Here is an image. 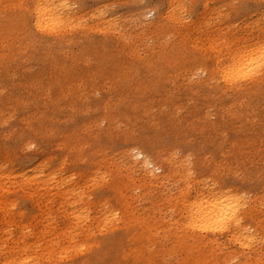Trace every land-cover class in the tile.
Returning <instances> with one entry per match:
<instances>
[{
	"label": "bare ground",
	"instance_id": "bare-ground-1",
	"mask_svg": "<svg viewBox=\"0 0 264 264\" xmlns=\"http://www.w3.org/2000/svg\"><path fill=\"white\" fill-rule=\"evenodd\" d=\"M77 6L72 0H0V142L9 134L14 156L29 150L36 136L31 127H20L18 117L47 112L52 126L44 130L56 133L63 150L55 167H45L44 160L32 170L31 181L50 185L59 204L70 207L61 216L62 235L43 227L47 256L38 255V236L34 245L5 242L2 264H118L121 256L114 252L93 255L91 240L94 231L120 230L116 245L134 249L133 237L140 240L148 228L150 234L152 225L144 228L141 216L128 213L131 200L139 206L148 201L145 220L163 228L164 240L188 248L193 264H264V28L253 27L229 43H186L190 73L179 83V71L166 67L174 53L128 69L122 46L129 36L98 30L107 23L102 15L88 25ZM94 30L103 32L96 40L100 48ZM65 47L81 51L65 54ZM87 125L92 132H86L85 145L97 151L121 146L125 173L110 178L103 156L95 153L86 172L70 174L71 138ZM2 151L0 180L11 175ZM108 180L118 208L107 199L91 202L84 192ZM4 191L0 186L1 207ZM11 216L5 213L3 220L12 222ZM82 225L88 226L78 229Z\"/></svg>",
	"mask_w": 264,
	"mask_h": 264
},
{
	"label": "rangeland",
	"instance_id": "rangeland-1",
	"mask_svg": "<svg viewBox=\"0 0 264 264\" xmlns=\"http://www.w3.org/2000/svg\"><path fill=\"white\" fill-rule=\"evenodd\" d=\"M72 2L78 4L77 8L81 10L80 15L88 21V25H96L100 21L99 16L102 15L107 23L104 27L95 29L102 31L109 28V32L112 31L116 35L121 33L125 37L129 36V39H126L127 41L122 46V64L126 68L138 67L145 61L158 64L157 60L160 55L169 56L174 53L175 59L168 61L171 68L166 67L171 70V73L179 71V83L180 80H185L190 73V68L185 63L186 60L189 61L190 57L189 51L185 46L186 43L191 40L202 44H210V41L229 43L241 36L248 35V32L253 27L264 28V0H72ZM98 30L93 31V38L95 39L94 43L99 44L100 48L102 44L98 42L103 39L104 35L103 32H98ZM63 51L65 54L74 51L79 53L81 48L74 47L73 50L66 48ZM120 61V56L119 60L116 61L115 59L116 63ZM65 65L69 68L72 64L69 61H65ZM122 75L125 76V73H122ZM126 77L130 79V75H126ZM1 100L2 97L0 96ZM8 111L7 121L13 118L11 116L13 114L12 110ZM15 113L17 112L15 111ZM25 114H20L18 123L20 127H31L36 136V143L29 150H21V153L14 156L11 152L13 144L9 139L10 135L6 134L0 142L1 149H4L3 151L0 149V151L4 152L5 166L11 172L10 176L0 180V186L5 190L2 198L6 202V206H0V247H6L5 242H7V246H12L13 242L15 244L25 243L32 245L36 237L40 236L38 255L47 256L45 244L49 240V234L46 232L42 233L43 227L54 228L62 235L63 229L59 230L62 222L61 216L66 212H70V207H62L59 204L60 196L56 193V190L50 188V185L47 186L49 188H44L41 184L31 181L32 170L42 168L41 163L44 160H46L44 161L45 167H55L60 162L59 156L63 147L58 145L61 141L57 142L55 132L50 133L49 131L46 133L44 130V127L50 128L52 126L50 125L51 121L47 112L44 111L38 115L29 112L27 115ZM81 122L83 121H78L77 123L80 124ZM57 124L60 127L68 126L67 124L63 125L65 124L64 121H60ZM91 127V125H87L84 131H77L71 138L73 145L66 161L70 174L86 172L88 170V162L95 153L101 154L102 158L105 159H103L102 168L107 175H110V178L117 171L125 173L124 169H122L124 156L121 146L113 147L106 151L102 149L97 151V149H94L95 147L92 148L85 145V140L90 136L87 137L86 132H92ZM104 127L105 123L101 122L100 129ZM100 129L95 130L96 133H99ZM42 133L46 135L45 138L38 136ZM98 137L100 136L98 135ZM95 142L98 141L95 140ZM236 172L240 174V177L244 175L243 170L240 168H237ZM132 175L135 179L140 177L137 172ZM77 177V175H74L75 179ZM111 181L108 180L103 186L86 187L84 192L88 199L91 202L107 199L110 205L118 208L111 193L108 192L114 186V182ZM134 185L133 183L132 186ZM139 193L135 191L134 196L137 197ZM161 193V188L155 190L156 196ZM130 202L131 206L128 213H133L134 211V216H141L140 218L144 221L142 225L144 228L152 225L149 233H154V235L157 233L155 237L152 238L154 235L150 236L148 234L149 228L145 235L144 233L139 235L140 240H137L138 238L134 239L135 237L132 239V236H130L131 241L135 244L133 249L130 246L116 245L117 239L120 237V230L112 231L111 233L94 231L91 241L96 244L95 247L97 249H94L93 255H95L96 250L97 253L114 252L115 255L121 256L118 264H147L148 261L149 264L151 262L152 264H193V254L188 248L182 244L179 245V243L164 240L166 235L163 228L145 220L149 215L147 212L148 201L141 202L140 206L134 200ZM138 209L144 211L143 216L138 212ZM5 213L12 215V222L3 220ZM143 221L141 220L142 223ZM123 225L124 223L120 225L121 230L126 227ZM87 226L82 225L78 229L86 228ZM153 226H156V229H153ZM22 228L25 230L22 231ZM67 228L70 232L71 226ZM23 232L26 233L25 238ZM146 235L147 238L150 236L149 240ZM148 243L151 244L149 245ZM1 248L0 264H2V259L6 255V250L4 251ZM137 248H139L140 252L136 250ZM135 254L139 257H134ZM13 258L18 259L19 257L13 254ZM111 262L112 264H117L115 259ZM32 263L51 264V262L46 260Z\"/></svg>",
	"mask_w": 264,
	"mask_h": 264
}]
</instances>
